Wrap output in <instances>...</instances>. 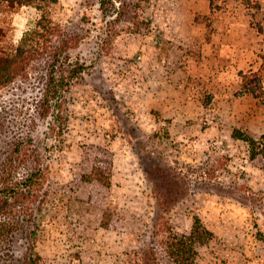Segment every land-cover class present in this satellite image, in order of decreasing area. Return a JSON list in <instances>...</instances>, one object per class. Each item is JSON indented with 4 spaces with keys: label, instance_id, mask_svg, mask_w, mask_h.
<instances>
[{
    "label": "rangeland",
    "instance_id": "374dc122",
    "mask_svg": "<svg viewBox=\"0 0 264 264\" xmlns=\"http://www.w3.org/2000/svg\"><path fill=\"white\" fill-rule=\"evenodd\" d=\"M44 10L79 34L68 54L85 68L64 130L48 118L31 132L47 175L14 264H170L166 235L193 216L211 232L194 264H264V154L232 137L264 134V95L242 92L254 72L264 85V0H151L150 25L117 35L99 26L128 17L103 16L98 0ZM44 10H0V22L16 43ZM28 95L0 89L1 146L27 122L16 108Z\"/></svg>",
    "mask_w": 264,
    "mask_h": 264
},
{
    "label": "trees",
    "instance_id": "16d2710c",
    "mask_svg": "<svg viewBox=\"0 0 264 264\" xmlns=\"http://www.w3.org/2000/svg\"><path fill=\"white\" fill-rule=\"evenodd\" d=\"M49 1L0 0V10L9 13L22 5H34L44 10ZM150 1L98 0V9L103 16L114 12L117 18L127 16L131 23L119 30L112 26H99V35L135 32L141 26L147 28L151 21L145 15V9ZM5 21L0 22V89L15 88L30 93L21 99L22 108H16L19 114L27 115V122L17 126L18 131L8 132L6 141H3L5 145H0V264H14L15 234L28 222L26 217H32L29 204L37 201L39 186L47 175V166L33 144L31 132L37 120L48 118L51 120L47 121V126L51 131L59 134L64 130L66 93L85 67L78 61H72L68 54V50L81 39L79 34L68 33L60 23L46 15L45 10L32 27L23 31L16 43L9 37V22ZM258 76L261 75L254 72L244 78L242 92L262 97L264 85ZM232 137L246 143L251 157L264 154V134L253 137L234 128ZM18 214L22 216L18 217ZM210 235L211 232L196 216L192 217L188 233L169 232L164 243L170 264H194L196 247Z\"/></svg>",
    "mask_w": 264,
    "mask_h": 264
}]
</instances>
